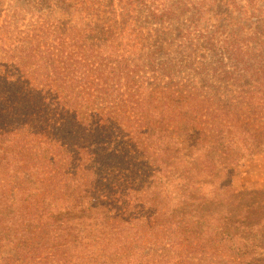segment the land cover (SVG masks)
I'll list each match as a JSON object with an SVG mask.
<instances>
[{
	"label": "trees",
	"instance_id": "16d2710c",
	"mask_svg": "<svg viewBox=\"0 0 264 264\" xmlns=\"http://www.w3.org/2000/svg\"><path fill=\"white\" fill-rule=\"evenodd\" d=\"M77 1L80 15L93 3L117 4ZM137 1L154 24L180 20L190 9L177 2L159 11ZM15 2L0 0V264H92L97 254L116 264H193L191 253L221 243L211 240L213 232L228 229L231 198L237 196L233 204L245 193L227 181L226 149L238 141L246 153H264V46L253 52L211 44L207 62L153 63L151 70L170 82L161 83L153 72L147 86L140 84L141 91L149 89L145 95L111 102L110 88L123 79L116 74L130 72L117 53L80 45L81 35L72 40L85 56L74 58L73 43L52 45V28L41 23L55 6L71 13L73 1ZM77 18L85 31L95 23L104 27L99 10ZM200 69L231 88L230 96H222L221 84L214 83L220 95L214 109L190 101L193 93L185 95L179 82L171 89L175 76L195 77ZM105 70L115 74L110 78ZM239 91L250 94L235 95ZM130 113L139 114L141 123H130ZM184 149L189 165L182 161ZM101 198L115 201L122 220L111 222L102 211L88 227L82 207ZM196 232L201 236L194 242ZM181 245L191 250L187 256Z\"/></svg>",
	"mask_w": 264,
	"mask_h": 264
},
{
	"label": "rangeland",
	"instance_id": "374dc122",
	"mask_svg": "<svg viewBox=\"0 0 264 264\" xmlns=\"http://www.w3.org/2000/svg\"><path fill=\"white\" fill-rule=\"evenodd\" d=\"M7 1L9 5H12L14 0ZM72 1L75 6L71 13L55 6L53 10L51 9L46 13L47 20H42L41 23L48 24L47 29L52 28V32L49 31L51 32L50 43L52 45L57 46L62 42L73 43L70 51L75 54L74 58L85 56V51L82 49L78 52V48L75 46L76 41L72 40L73 37L77 38L81 35L80 45L90 47L94 44L98 52L113 51L117 53L124 68L130 72L121 73L119 71L116 74V77L121 76L123 79L118 86L110 88L111 102L126 99L134 101L141 95H145L149 89L146 87L144 92L141 91L143 88L140 84L143 83L147 86L146 83L152 77V73L155 72L151 70L153 63L159 65L160 62L170 61V59L179 63L191 58L207 62L210 59L208 47L211 44L225 47L238 45L253 52L262 50L264 46V0H146L150 2L152 9L158 8L159 11L177 2H183L190 7L187 15H183L180 20H166L164 24L146 21L145 13L137 0H135L137 1L136 5L132 7L128 6L130 0H115L117 4L109 7L97 6L96 3H93L82 11V15H80L79 1ZM98 1L103 4L107 0ZM15 5H18V0H16ZM26 9L27 12L30 10L28 6ZM95 10H99L104 16V27L100 28L99 23L95 28L97 24L95 23L93 30L85 31L83 29L84 23L77 17L89 16ZM27 12H22V14L28 15ZM4 19L5 15L0 20V31ZM28 20L25 19L24 22ZM62 34L66 36V40L59 39ZM95 58L93 57V59ZM30 62L33 64L32 60ZM116 67L119 69L118 66ZM89 69L92 68L89 67ZM155 69L159 70L160 68L156 66ZM200 70L202 73L196 72L195 77L188 74L175 76L171 89L180 86L184 88L185 95L189 91L193 93L190 95V101L192 98H197V100L205 102L209 109H214L217 106L215 96H220L215 95L214 83L221 84L219 91L222 96H230L231 88L215 76L207 75L208 72H205L204 69ZM105 73L110 78L115 74L110 70H105ZM157 75L163 84L171 80L170 77H161L160 73ZM177 82L179 83L176 86ZM204 83L206 86L202 87ZM236 94L245 96L250 93L239 91L235 92ZM259 95V91L254 94V96ZM257 100L260 103L263 102L261 99ZM124 104L130 106L131 102ZM207 116L209 115L204 117ZM138 118H140L139 114L130 113L128 121L133 124H140ZM145 138L146 134H143L142 140L144 141ZM153 145L147 141L143 143V146L149 150L153 149ZM226 151L230 160V167L228 168L230 172L227 174L229 176L227 181L233 183L236 190L245 193L233 204L232 201L237 196L231 198V210L229 211L231 220L225 218L228 229L221 232L220 235L213 232L211 240L215 242L220 239L221 243L217 242L212 249L206 251L198 249L191 253L187 259L193 264H264V153H246L238 141L230 143ZM187 152L188 149L183 150L182 161L189 165ZM196 158L203 159L197 155ZM207 167L209 166L207 165ZM223 173L224 171H221V177ZM224 175L226 177L225 173ZM262 192L263 195H261ZM169 203L175 208L176 201L173 195ZM114 207L117 208L115 201L106 200V198L94 199L82 207L81 215L88 227L94 225L97 214L102 211L106 212L111 222L122 220V217H117ZM62 219L65 220L66 218L63 217ZM234 229L236 232H233ZM194 234L195 242L201 233L196 232ZM150 237L145 236L144 240H151L152 237ZM185 248L186 245H183L181 255L187 256L191 250ZM90 261L92 264L118 263V260L107 254L92 256Z\"/></svg>",
	"mask_w": 264,
	"mask_h": 264
}]
</instances>
